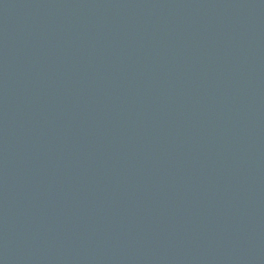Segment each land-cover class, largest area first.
Segmentation results:
<instances>
[{
	"label": "water",
	"instance_id": "95a60500",
	"mask_svg": "<svg viewBox=\"0 0 264 264\" xmlns=\"http://www.w3.org/2000/svg\"><path fill=\"white\" fill-rule=\"evenodd\" d=\"M0 264H264V0H0Z\"/></svg>",
	"mask_w": 264,
	"mask_h": 264
}]
</instances>
